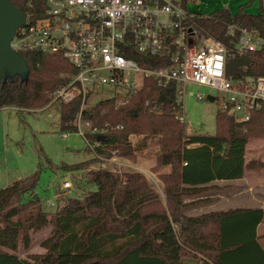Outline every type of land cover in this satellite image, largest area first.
Returning <instances> with one entry per match:
<instances>
[{"label": "trees", "instance_id": "1", "mask_svg": "<svg viewBox=\"0 0 264 264\" xmlns=\"http://www.w3.org/2000/svg\"><path fill=\"white\" fill-rule=\"evenodd\" d=\"M10 1L33 15L45 10L44 0ZM195 23L202 33L231 48L238 30L231 36L227 33L230 24L256 29L264 37V7L256 14L219 9L199 14ZM22 56L28 74L1 80L0 109L29 110L46 104L66 83L61 74L74 72L60 55L34 51ZM126 57L142 67L168 65L151 57ZM227 73L263 75L264 52L230 58ZM80 101L77 97L71 102H52L58 110L60 129L75 131ZM154 106L158 109L149 112ZM181 108L174 84L163 88L146 79L125 105L109 100L85 109L83 118L94 126H102L105 121L123 126L105 135V148L98 150L105 158L110 157L111 150L124 158L133 157L138 148L131 145V134L158 138L156 165L170 167L168 173L160 175L165 202L139 171L90 170L85 181L95 189L68 198L54 212L44 210L40 198L33 197L38 173L15 180L0 188V264H264V250L255 232L262 210L212 211L197 216H187L183 211L196 203H185L184 197L199 196L214 188L204 185L240 178L247 168H264V163L244 161L247 140L264 139V106L244 124L218 111L214 134L188 132L175 117ZM86 165L73 168L81 170ZM48 224L52 225L51 233L41 242L45 253L18 257V246L28 248L30 233Z\"/></svg>", "mask_w": 264, "mask_h": 264}, {"label": "built area", "instance_id": "2", "mask_svg": "<svg viewBox=\"0 0 264 264\" xmlns=\"http://www.w3.org/2000/svg\"><path fill=\"white\" fill-rule=\"evenodd\" d=\"M44 1L42 14L25 12V23L16 29L10 46L21 55L34 51L60 55L72 66L74 72L66 73L67 81L53 92L52 102L81 99L72 133L83 139L93 158L113 161L119 157L117 150H111L108 158L102 156L98 150L105 148V141L97 138L105 139L109 132L123 127L109 121L94 126L83 118V106L102 87L115 90L102 101L113 100L121 106L141 90L146 79L163 88L174 84L178 103L186 84L205 86L222 94L220 111L239 124L248 122L252 113L264 106V74L227 73L230 58L264 52V37L256 29L228 25L231 36L238 30L234 46L228 48L199 30L195 23L199 14L188 8L195 0ZM130 54L168 65L142 67L126 57ZM195 97L201 100L207 96L196 93ZM157 109L154 106L151 111ZM175 117L183 121L181 113ZM70 133H62V137ZM71 187L69 180L62 184L63 189Z\"/></svg>", "mask_w": 264, "mask_h": 264}, {"label": "rangeland", "instance_id": "3", "mask_svg": "<svg viewBox=\"0 0 264 264\" xmlns=\"http://www.w3.org/2000/svg\"><path fill=\"white\" fill-rule=\"evenodd\" d=\"M264 7V0H195L188 3L189 10L197 14H208L219 9H227L232 14H237L241 9L245 13L256 14ZM66 73H62L65 78ZM115 90L110 87L99 88L96 94L88 98L85 109L93 108L98 102L111 97ZM192 92V94H190ZM196 93L215 97L214 100L197 99ZM222 94L217 90L197 85L186 84L180 101L186 130L192 134H214L215 115L220 111ZM152 108H149V112ZM57 108L52 99L48 103L33 108L20 109L18 107H4L0 109V188L13 181L24 179L38 173V185L34 194L39 197L41 207L54 212L56 208L65 204L71 197H80L94 186L86 183L87 172L90 170L106 169L111 171H139L154 188L160 198L164 200L163 182L161 174L168 173L170 167L156 165V155L159 150L158 138L148 137L143 139L140 135H129L131 145L138 148L133 157L109 159L92 158L86 150L83 139L70 133L67 138L62 137L66 132L60 129V120ZM144 140L141 142V140ZM261 139L263 138H250ZM141 144V145H140ZM89 162V163H88ZM85 163L86 167L75 170L76 164ZM120 163L122 165H118ZM86 168V169H84ZM69 180L72 187L63 189L62 184ZM209 190H213L211 188ZM33 194V196H34ZM202 195L183 198L196 201L192 208L183 210L187 216L200 215V199ZM200 199V200H199ZM209 197L208 200H213ZM190 201V202H192ZM189 202V201H188ZM205 202V201H204ZM52 203V205H51ZM52 225L48 224L40 230L30 233L31 242L28 248L18 246L15 254L20 258L43 254L45 249L41 242L51 233Z\"/></svg>", "mask_w": 264, "mask_h": 264}, {"label": "crops", "instance_id": "4", "mask_svg": "<svg viewBox=\"0 0 264 264\" xmlns=\"http://www.w3.org/2000/svg\"><path fill=\"white\" fill-rule=\"evenodd\" d=\"M180 113L182 114V108ZM180 122L183 123V121ZM190 146L194 147L195 145ZM244 161L245 163H264V140H247L245 145ZM204 186H214V191L207 190L206 192L201 193L202 196L199 198L205 199V202L202 201L199 205L201 209L200 214L212 211H228L236 209L262 210V219L257 224L255 232L257 236V242L264 250V168H247L240 178L215 180ZM209 197H214V199L208 200ZM188 201L190 202L192 199ZM188 201L185 200L184 202L188 203ZM191 206L192 205H188L184 211L192 208Z\"/></svg>", "mask_w": 264, "mask_h": 264}, {"label": "water", "instance_id": "5", "mask_svg": "<svg viewBox=\"0 0 264 264\" xmlns=\"http://www.w3.org/2000/svg\"><path fill=\"white\" fill-rule=\"evenodd\" d=\"M26 13L14 6L10 0H0V82L4 77L14 79L15 76L25 78L28 65L24 57L13 50L10 41L18 27L25 23ZM208 100L215 97L208 95ZM98 140H104L98 136ZM37 198V194H34Z\"/></svg>", "mask_w": 264, "mask_h": 264}]
</instances>
